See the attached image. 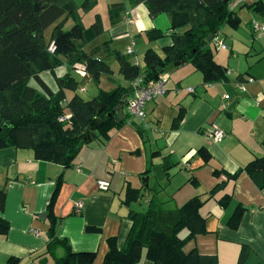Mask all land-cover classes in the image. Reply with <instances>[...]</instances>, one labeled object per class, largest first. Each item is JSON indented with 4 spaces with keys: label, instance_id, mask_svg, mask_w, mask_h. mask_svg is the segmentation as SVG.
<instances>
[{
    "label": "crops",
    "instance_id": "obj_1",
    "mask_svg": "<svg viewBox=\"0 0 264 264\" xmlns=\"http://www.w3.org/2000/svg\"><path fill=\"white\" fill-rule=\"evenodd\" d=\"M121 1L126 0L106 1L109 26H104V32L85 46L87 52L95 53L111 65L112 76L102 75L99 84L103 89L105 82L109 87L105 90L115 88V83L123 78L119 62L111 56L110 50L125 54L134 40L136 56L144 66L143 57L148 48L163 55V47L172 43L169 34L154 41L145 35L152 28L168 30L170 20L166 14L152 18L143 3L130 5L126 1L125 9L111 16L109 5ZM97 4L98 1L95 7ZM244 7L239 2L233 7L241 22ZM97 14L104 24L102 14ZM256 15L251 14L249 20L257 18L264 22V14ZM106 42L108 46H103ZM152 42L157 45L151 46ZM233 46L217 49V52L233 54ZM242 51L244 60L225 61L217 57L215 50L216 62L230 71L225 79L216 83L204 84L202 73L193 65L184 69H179L182 64L175 65V70L179 71L174 79L172 69L168 71L167 93L148 104L143 120H134L139 128L128 122L113 128L107 137L93 138L83 147L72 167L38 160L32 149L1 148L0 187L6 189L7 199L0 215L9 221L10 229L0 234V264L54 263L56 257L64 254L63 248L59 247L54 254H43L53 221L56 235L66 238L75 251L95 252V264H101L110 237L117 238L119 247L124 245L133 224L129 210H142L148 205L152 191L145 192V202L124 203L127 186L141 188L145 176L149 185L159 191V197L168 201V206L179 207L196 195L205 200L200 212L206 219L207 232L190 240L184 247L185 252L196 249L201 254L216 255L220 264H238L243 247H247L250 254L245 264H264V193L244 170L234 180L228 178V173H235L264 155V46L259 54L254 48ZM134 58L131 55L130 60L135 61ZM66 72L67 66L61 65L54 73L42 72L41 77L57 91L56 77ZM85 79L77 90L84 99L88 90ZM125 84L129 83L125 81ZM187 87H193L194 92H187ZM66 94L65 104L74 92L66 90ZM97 94L98 88L93 97ZM213 127L225 131L220 141L210 137ZM201 147L211 154L208 162L197 152ZM154 152L157 155L153 157ZM166 156L176 163L167 176L157 170L148 173L150 164L160 165ZM215 170L223 172L216 176ZM61 174L64 181L50 212L48 203ZM190 177L196 179L197 185L189 181ZM99 180L109 182V188L101 190ZM222 182H225L224 188L210 195ZM225 194L231 195L227 206L219 202ZM239 204L245 212L239 227L234 229L228 221ZM45 213L46 217L42 218ZM181 234L185 236L187 231ZM137 264L152 262L142 258Z\"/></svg>",
    "mask_w": 264,
    "mask_h": 264
},
{
    "label": "trees",
    "instance_id": "obj_2",
    "mask_svg": "<svg viewBox=\"0 0 264 264\" xmlns=\"http://www.w3.org/2000/svg\"><path fill=\"white\" fill-rule=\"evenodd\" d=\"M97 1L84 0L79 6L74 0H0V149L11 146L32 149L36 159L69 168L74 166L83 147L92 141L91 133L96 134L95 138H104L113 128L128 122L139 128L126 111L132 95L131 82L138 76L142 75L144 82L150 84L162 72L174 68L176 62H189L202 73L204 84L227 77L228 68L216 62L215 50L210 44H215L214 38L225 25L234 29L241 25L238 12L230 6L232 0H126L130 5L143 3L152 18L166 14L169 29L152 28L145 35L154 41L169 34L172 43L163 47V55L148 48L143 57L144 66L130 60V54L110 50L111 56L119 62V73L129 84L120 83L110 90L100 88L95 97L85 100L77 93L85 76L75 72V63H86L87 75L97 86L102 75L113 74L107 60L85 50L89 42L104 32V27L99 14L89 27L84 26L78 9H93ZM126 1L110 4V15L123 11ZM244 6L264 14L263 0L245 2ZM70 19L74 21L72 25L67 24ZM211 34L213 38L208 41ZM51 43L55 45L53 52L49 50ZM103 46H108L107 42ZM61 65L68 69L62 77H56L58 90L53 91L41 73H54ZM66 90L74 94L65 104ZM122 110L124 118L117 119ZM65 114L71 116L60 120ZM197 152L205 162L210 160L211 154L205 147ZM156 155L154 152L152 156ZM175 165L166 156L160 165L150 164L147 171L157 170L167 176ZM242 170L264 193V155L235 173H228V178L234 180ZM222 172L215 170L214 175ZM63 181L61 174L48 203L50 212ZM189 181L197 185L193 177ZM224 186L225 182L219 183L209 194L214 195ZM146 191L154 192L148 205L142 210H129L133 224L124 245L119 247L117 238L110 237L101 264H137L142 258L152 264H220L216 255L201 254L196 249L184 251L185 245L197 234L207 232L206 219L200 212L205 202L202 197L193 196L179 207L168 206V201L159 197L156 188L145 184L141 188L128 185L124 203L145 202ZM6 199V189L0 187V212L5 209ZM230 201V194L219 200L223 206ZM244 212L245 208L237 205L228 221L231 228L239 227ZM9 229V221L0 215V234H6ZM184 230L187 234L182 236ZM59 247L64 249V254L56 257L52 264H95L96 253L75 251L66 238L56 235L53 221L43 254H54ZM249 254L250 250L243 247L238 264H245Z\"/></svg>",
    "mask_w": 264,
    "mask_h": 264
},
{
    "label": "rangeland",
    "instance_id": "obj_3",
    "mask_svg": "<svg viewBox=\"0 0 264 264\" xmlns=\"http://www.w3.org/2000/svg\"><path fill=\"white\" fill-rule=\"evenodd\" d=\"M74 1L77 5L80 6L84 0H74ZM106 1H108V0H98L97 6L93 9L88 10V11H82L80 8L78 9L80 14H81L82 22H83L84 26H89L95 20V15L98 12H100L102 14V16L104 17L103 27L105 26V28H107L109 26L108 15L106 17V5H105ZM238 2L241 3V5H243L245 3L244 0H232L230 2V6L233 8ZM251 14L256 15V14H259V12H255V11L251 10L248 6H245L243 9V12H242V16H241L242 22H241L240 27L238 29H231L230 26L225 25L220 31L221 34H219V35L222 39L225 40V43L227 45H229V46H233L232 44L235 45V47L233 46L234 47L233 54H230V53L224 52V51H218L217 52V50H216L217 48L215 47V44L214 43L210 44V46L214 50H216V54H217V57H219V59L221 58V59L226 61V60H232V59H236V58H242L241 59V61H242V60H244L243 57L245 55L244 51H242V50L248 49V48L257 49V51H256L257 54L262 52L261 47L264 46V33L253 31L252 26H251L252 19L249 20ZM256 16H258V15H256ZM249 21H250V23H249ZM73 22L74 21L72 19H70L67 24L72 25ZM49 32H50V28L46 31V33L49 34ZM133 42H134L133 47H135V41L133 40ZM139 45H142V47H144V44H141V42H139ZM156 45H157L156 42H152L151 46L155 47ZM135 49L136 48H134L135 55H134V53L130 54V55H132V58L135 57L134 60L137 61L138 64H140L141 61L139 60V57L136 56V50ZM125 54H127V53L125 52ZM237 61H239V60H237ZM81 63L85 64V62H83V61ZM191 66H192V64H190L188 62V63L182 64V66L179 69H182V68L184 69L185 67H191ZM113 67H115V70L117 71V64H115ZM232 68L234 69L235 67H232ZM169 71H171V70H169ZM178 71H179L178 69L175 70V68H172V71H171L172 72V79H174L177 76ZM194 75L196 77L198 75L197 72ZM85 78L89 79V76L87 77V75H86ZM87 79H85L86 81L84 83V84H86V86L88 88L87 92L84 93V95H83L84 97H86L85 99L92 98L96 94L97 88H98V90L101 88L100 85L97 86L94 82H92L91 80L88 81ZM120 83H125L123 78H121L120 81L115 83V84L118 85ZM102 87H103V89L104 88L109 89V87H106L105 82H104ZM136 208H137V206H136Z\"/></svg>",
    "mask_w": 264,
    "mask_h": 264
},
{
    "label": "built area",
    "instance_id": "obj_4",
    "mask_svg": "<svg viewBox=\"0 0 264 264\" xmlns=\"http://www.w3.org/2000/svg\"><path fill=\"white\" fill-rule=\"evenodd\" d=\"M251 26H252L253 31L264 33V22H261L258 19H252ZM214 42H215V46L217 49H227L228 48V45L219 36H216L214 38ZM133 43L134 42L132 41L130 46L127 47L126 49L127 54H133V53L135 54ZM54 48H55L54 43H51L49 46V50L53 52ZM136 63L138 62L136 61ZM74 69L76 73L80 74L83 77L87 75L86 63L85 64H82L80 62L75 63ZM229 73L230 71L228 70L227 74ZM169 79H170V73L166 71V72H162L159 75L158 79L150 84H147L144 82V78L142 75L138 76L131 82L132 95L130 96L127 102V107H126V111L130 115V119L143 120L146 117V112H147L146 110H147L148 104L151 101L157 98H160L167 93L168 91L167 83ZM241 88L244 89V85H242ZM186 90L187 92H194L193 87H187ZM224 97L228 98V95H225ZM70 116L71 114H65V115H62L59 119L65 120V119H68ZM209 135L210 137L213 138V140L220 141L225 136V131L222 129L213 127L210 130ZM76 167L80 169V165H77ZM97 183H98V187L101 190H107L109 188V182L107 181L99 180ZM76 204L79 208H81L82 205L79 202Z\"/></svg>",
    "mask_w": 264,
    "mask_h": 264
},
{
    "label": "water",
    "instance_id": "obj_5",
    "mask_svg": "<svg viewBox=\"0 0 264 264\" xmlns=\"http://www.w3.org/2000/svg\"><path fill=\"white\" fill-rule=\"evenodd\" d=\"M212 38H213V34L210 35V37L208 38V41H210ZM180 63H181V62H176L175 65L178 66V65H180ZM116 118H117V119H123V118H124V110H122V111L116 116ZM97 120H98L99 122L101 121L99 118H97ZM88 129H89V127H88ZM95 137H96V134H95L94 132L91 133V135H90V139H93V138H95ZM142 180H143L145 186L148 187V186H149V183H148V177L145 176V177H143ZM46 214H47V213L43 214V215H42V218H45V217H46Z\"/></svg>",
    "mask_w": 264,
    "mask_h": 264
},
{
    "label": "bare ground",
    "instance_id": "obj_6",
    "mask_svg": "<svg viewBox=\"0 0 264 264\" xmlns=\"http://www.w3.org/2000/svg\"><path fill=\"white\" fill-rule=\"evenodd\" d=\"M149 11V10H148ZM184 29V28H183ZM183 31V30H182ZM126 117V116H125ZM128 118V117H127ZM123 121V120H122Z\"/></svg>",
    "mask_w": 264,
    "mask_h": 264
}]
</instances>
